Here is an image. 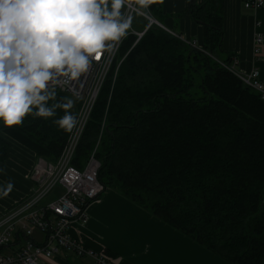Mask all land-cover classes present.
<instances>
[{
  "label": "trees",
  "instance_id": "obj_1",
  "mask_svg": "<svg viewBox=\"0 0 264 264\" xmlns=\"http://www.w3.org/2000/svg\"><path fill=\"white\" fill-rule=\"evenodd\" d=\"M225 4L190 0L181 14L202 26V50L157 26L135 45V35L124 39L115 82L112 72L72 165L83 168L97 147L98 179L106 188L230 264H262L264 98L216 60L229 62L219 55ZM156 5L153 15L160 14ZM63 97L76 101L77 116L79 100L57 90V100ZM63 114L57 110V117ZM53 119L0 125V161L15 140L55 162L71 132Z\"/></svg>",
  "mask_w": 264,
  "mask_h": 264
},
{
  "label": "clouds",
  "instance_id": "obj_2",
  "mask_svg": "<svg viewBox=\"0 0 264 264\" xmlns=\"http://www.w3.org/2000/svg\"><path fill=\"white\" fill-rule=\"evenodd\" d=\"M156 3L163 0H0V125L54 118L70 133L78 123L71 111L76 101L57 100L56 83L80 79L128 35L129 4L144 13ZM12 190L10 181L0 184V199Z\"/></svg>",
  "mask_w": 264,
  "mask_h": 264
},
{
  "label": "built area",
  "instance_id": "obj_3",
  "mask_svg": "<svg viewBox=\"0 0 264 264\" xmlns=\"http://www.w3.org/2000/svg\"><path fill=\"white\" fill-rule=\"evenodd\" d=\"M263 5L264 0L244 1L246 8L258 9ZM124 14L131 18L128 35L136 36L133 45L152 26H157L170 35L184 40L181 34L154 17L150 9L138 13L136 6L129 4L124 9ZM135 16L145 21L143 28L136 26ZM125 38L117 42L111 51L103 53L100 59L94 60L80 79L60 80L56 83V90L66 92L79 100L78 123L55 162L37 158L31 170L34 190L30 195L0 213V264H46L49 259L61 253L87 258L91 264H120L104 251L90 248L72 236L70 228L74 222L85 224L88 221V205L106 190L98 179L100 162L95 156L96 148L90 153L83 168L72 165V159L99 92L112 72V84L115 82L119 66L125 57V55L121 59L118 57ZM263 41L262 32L257 31L253 43V53L256 57L261 52ZM186 42L202 50L196 40ZM216 60L264 98V83L258 67L240 72L234 64L217 58ZM58 186L63 190L62 193L54 199L47 200ZM35 232L41 234L40 240L36 239Z\"/></svg>",
  "mask_w": 264,
  "mask_h": 264
},
{
  "label": "crops",
  "instance_id": "obj_4",
  "mask_svg": "<svg viewBox=\"0 0 264 264\" xmlns=\"http://www.w3.org/2000/svg\"><path fill=\"white\" fill-rule=\"evenodd\" d=\"M189 1L163 0L156 6L168 28L181 34L184 40H196L200 45L202 26L189 15H181ZM257 31L262 32L264 38V5L252 9L246 8L242 0H226L223 45L219 55L222 59L229 58L240 72L258 67L264 83V41L258 57L253 53ZM37 158L33 151L15 140L11 141L8 158L4 163L0 162V168L12 172L13 161L17 169V175H13L19 182L14 193L9 194L8 202L0 208L8 209L26 196L31 185L27 175ZM87 213L85 224H72L71 235L90 248L104 251L120 264H230L109 188L88 205ZM34 234L36 239H41L40 233ZM46 264H91V261L61 253Z\"/></svg>",
  "mask_w": 264,
  "mask_h": 264
},
{
  "label": "rangeland",
  "instance_id": "obj_5",
  "mask_svg": "<svg viewBox=\"0 0 264 264\" xmlns=\"http://www.w3.org/2000/svg\"><path fill=\"white\" fill-rule=\"evenodd\" d=\"M154 17H156L157 18V16H159L161 19H158V20H160V21H162L163 20V16H161L160 14L159 15H153ZM134 22L136 23V26L138 27V28H141V27H143L144 25H145V22H143V20L140 18V17H138V16H135L134 17ZM219 56V55H218ZM97 148V147H96ZM1 162V161H0ZM36 162V161H35ZM35 162H34V164H35ZM4 163V162H3ZM11 163H12V165H13V168L14 169H11V171L12 172H5V170L3 171V173H0V184H5V183H7V182H11L12 184H13V190L11 191L12 192V194L14 193V190H15V185L19 182V180H18V177H16V176H14L13 175V173L14 174H16L17 175V169H16V167H15V164H14V162L13 161H11ZM34 164H33V166H34ZM33 166H32V168H33ZM32 168H31V170H32ZM31 170H30V172H28V175H27V177H28V179H29V181H30V183H31V185H30V188H29V190H28V193L26 194V196H28V195H30V193L32 192V190H34L33 189V184H32V180H31ZM107 189V188H106ZM110 189V188H109ZM112 190V189H111ZM62 189H61V187L60 186H58V187H56L55 188V190L53 191V193L51 194V196H49L48 198H47V200H51V199H54V198H56V197H58L61 193H62ZM10 192V193H11ZM9 193V194H10ZM9 196V195H8ZM5 197V198H2V199H0V205H2L3 203H5V202H8V200H9V198L10 197ZM26 196H24V197H26ZM23 199V198H22ZM21 199V200H22ZM15 202V201H14ZM3 211V209L2 208H0V213Z\"/></svg>",
  "mask_w": 264,
  "mask_h": 264
},
{
  "label": "snow or ice",
  "instance_id": "obj_6",
  "mask_svg": "<svg viewBox=\"0 0 264 264\" xmlns=\"http://www.w3.org/2000/svg\"><path fill=\"white\" fill-rule=\"evenodd\" d=\"M100 59V57L97 58V60Z\"/></svg>",
  "mask_w": 264,
  "mask_h": 264
}]
</instances>
